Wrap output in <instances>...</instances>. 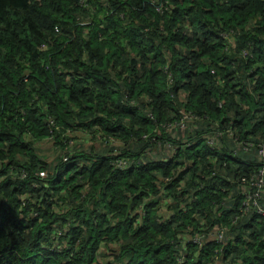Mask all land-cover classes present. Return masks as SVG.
<instances>
[{
	"label": "trees",
	"instance_id": "16d2710c",
	"mask_svg": "<svg viewBox=\"0 0 264 264\" xmlns=\"http://www.w3.org/2000/svg\"><path fill=\"white\" fill-rule=\"evenodd\" d=\"M237 138L264 140V0H0V264H264Z\"/></svg>",
	"mask_w": 264,
	"mask_h": 264
},
{
	"label": "built area",
	"instance_id": "2783aa9c",
	"mask_svg": "<svg viewBox=\"0 0 264 264\" xmlns=\"http://www.w3.org/2000/svg\"><path fill=\"white\" fill-rule=\"evenodd\" d=\"M222 37L229 40L228 33H223ZM152 118V116L150 115ZM194 118L191 112L186 110L180 111V116L177 120L170 122L168 124H163L162 127L166 128V130L170 131V136L173 137L175 135L179 136V133L185 129L188 125L190 119ZM230 133V131H228ZM218 132L215 136H211L208 138V144L214 147L216 137L219 136ZM236 148L233 151V154L236 155L239 151H243L245 153L252 152L256 156L258 160L257 170L248 176H241L239 179V190L240 193L244 196L243 200V210H248L249 206L255 207L257 210L261 211V208L258 206L257 200L261 195L262 189L264 188V140L258 142L251 141H241L238 138L236 139ZM160 149L165 148L167 150V154L173 152L176 149H172L166 145L159 144ZM130 164L129 161L124 159H115L113 161V165L118 168H126ZM225 165V164H223ZM43 174V173H41ZM224 233V228H220L218 230L217 238L221 239ZM194 242H199L202 240L201 236H194L191 238ZM178 261L181 262L182 258L179 257Z\"/></svg>",
	"mask_w": 264,
	"mask_h": 264
}]
</instances>
